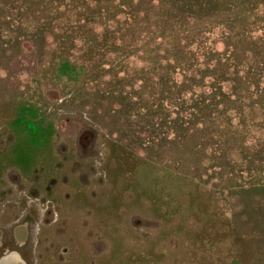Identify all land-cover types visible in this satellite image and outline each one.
<instances>
[{
	"label": "rangeland",
	"instance_id": "obj_1",
	"mask_svg": "<svg viewBox=\"0 0 264 264\" xmlns=\"http://www.w3.org/2000/svg\"><path fill=\"white\" fill-rule=\"evenodd\" d=\"M13 227L30 264H264V0H0Z\"/></svg>",
	"mask_w": 264,
	"mask_h": 264
},
{
	"label": "flooded vegetation",
	"instance_id": "obj_2",
	"mask_svg": "<svg viewBox=\"0 0 264 264\" xmlns=\"http://www.w3.org/2000/svg\"><path fill=\"white\" fill-rule=\"evenodd\" d=\"M1 231V238H0V262L2 260V257H10L13 258V256L19 255L24 259V262L21 264H30V261H28L27 257V249L30 244L29 239V232H25L24 230H17L16 227L12 229H0ZM10 247L13 249L17 248V252L15 253V250L10 251ZM3 251V254L1 252ZM1 264V263H0Z\"/></svg>",
	"mask_w": 264,
	"mask_h": 264
},
{
	"label": "crops",
	"instance_id": "obj_3",
	"mask_svg": "<svg viewBox=\"0 0 264 264\" xmlns=\"http://www.w3.org/2000/svg\"><path fill=\"white\" fill-rule=\"evenodd\" d=\"M10 257H12V256L2 257L1 262L3 260H7V262H8L7 264H21L22 262H24V259L22 257H20L19 255L13 256V258H11V259H10Z\"/></svg>",
	"mask_w": 264,
	"mask_h": 264
},
{
	"label": "water",
	"instance_id": "obj_4",
	"mask_svg": "<svg viewBox=\"0 0 264 264\" xmlns=\"http://www.w3.org/2000/svg\"><path fill=\"white\" fill-rule=\"evenodd\" d=\"M8 262H7V260H3L2 262H1V264H7Z\"/></svg>",
	"mask_w": 264,
	"mask_h": 264
}]
</instances>
